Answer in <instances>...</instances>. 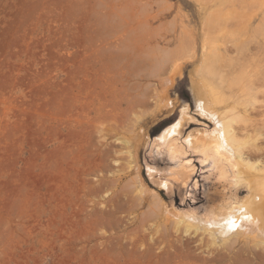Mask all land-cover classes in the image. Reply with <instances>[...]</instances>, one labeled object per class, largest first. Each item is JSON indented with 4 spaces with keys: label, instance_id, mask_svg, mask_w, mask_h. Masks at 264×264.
<instances>
[{
    "label": "rangeland",
    "instance_id": "obj_1",
    "mask_svg": "<svg viewBox=\"0 0 264 264\" xmlns=\"http://www.w3.org/2000/svg\"><path fill=\"white\" fill-rule=\"evenodd\" d=\"M249 5L254 6L251 0H0V264H173L167 255L157 258L150 250L147 254L151 243L156 246L139 219L152 198L146 195L149 198L133 214L129 183L134 169L120 173L119 197L97 193L105 185L99 181L100 169L111 165L108 168L118 171L127 164L124 143L117 138L132 136L129 124L136 118L145 121L144 129L136 131L141 135L142 175L168 205L204 216L247 196L244 185L233 186L229 176L221 179L225 164L212 156L206 161L200 153L183 157L191 160L187 165L193 171L188 185L176 184L168 191L154 184L147 174L149 165L165 172L181 170L183 163L165 151H152L147 142L175 122L185 104L196 120L187 123L184 136L205 124L214 127L196 113L192 79L205 21L210 14L223 16L230 10L234 16L228 27L236 36H227L221 49L250 80L233 107L240 119L239 139L246 157L264 166V9ZM191 39L196 42L194 54ZM174 56L183 63V74L169 85L170 73L166 69L169 75L164 77L155 64L168 57V68ZM136 63L144 66L137 70ZM134 68L141 71L135 74L139 76H133ZM165 89L168 107L160 102ZM111 156L120 161L111 162ZM163 224L176 247L217 260L213 264H264V246L259 251L241 240L230 248L219 242L216 247L199 235L176 233L169 221ZM134 241L141 248L136 249ZM163 246L162 251L167 250Z\"/></svg>",
    "mask_w": 264,
    "mask_h": 264
},
{
    "label": "bare ground",
    "instance_id": "obj_2",
    "mask_svg": "<svg viewBox=\"0 0 264 264\" xmlns=\"http://www.w3.org/2000/svg\"><path fill=\"white\" fill-rule=\"evenodd\" d=\"M244 1L245 0H243V2ZM251 1H252V4L256 8L258 7L259 9H262V10L264 9V0H251ZM249 6L251 7L252 5H249ZM254 6H252V7L254 8ZM251 13H253V12H251ZM250 14H248V16ZM236 15H237V13H236ZM233 16H234V13H233V11H230V10L229 11L226 10V12L223 13V16L221 14H210L208 16L207 20L204 23L201 42H200L201 56L199 58V63L196 65V68H195L196 69L195 70L196 75L192 79L193 97H194V100L196 103V108H197L196 113L200 114L205 119L210 120L214 124V127H209L208 125L205 124V127L202 130L200 129L199 131L194 132V129H193L194 133H190V134H187L186 136H184L183 132L186 128L187 123L191 122V121L193 122V120L195 118L191 113L190 105L189 104L183 105L180 108L179 116H178L177 120L175 122L171 123L170 125H168L167 127H165L164 129H162V131H160V133H158L151 141L147 142L149 148H151L152 151L154 149H156L157 152H159V153L165 151L167 154H170L173 159L182 160L183 164L181 165L182 166L181 170H178L176 168H171L168 171L166 170L165 172H163V171H160L158 168L154 167V165L153 166L149 165L148 169H147V174H148V177L151 179V181L154 184H156L160 187L163 186L168 191L173 190V188L175 187L176 184H179L180 186L185 187L186 185H188V183L192 177L193 171H192L191 166L187 165V163H190L191 160L188 159L185 161L183 159V157H185V155L188 152H192V153H196V154L200 153V154H203L205 156L206 161L210 160V157L212 156L216 159V163L219 161L222 164H225V166H223V168H221V169H225L226 174L225 173L221 174L222 175L221 179H225V181H227L226 180L227 176H229V177H231L230 180H232L231 184H233V186L235 185L236 187L240 188V186L244 185L249 190V192H247L248 193L247 196L244 199H237V200L232 201L228 206H226L224 208V210L210 211L208 214H206L204 216H200L197 213V211H194V210L187 209L184 211H179V210L175 209L173 206L171 207L170 205H168L165 201V198H163L160 190L151 189L149 184L145 181V179L142 175L141 168H140L139 163H138V155H139L138 154V145H139L138 142L140 140L139 137H141V135H139L140 133L137 134L136 131L139 129H142L144 127L143 123L145 122V121L141 120L140 118H136V119L132 118L133 120H130L131 118L130 119L127 118V120L128 119L130 120L129 129H130V133L132 132V136H129V138L128 137L117 138L119 141L124 143V146L126 149V157H124L123 159H124V161L127 162V164L126 163H125V165H124V163L121 164V165H124V168H122L123 166H120L121 168H119L118 171H116L114 169L108 168L111 166L110 165L108 167H103L98 172L99 175L102 174L99 178V181H101L100 183H102L104 181L105 185H103L100 189H98L99 192L97 191V193L101 192V194H104V193L112 192L111 194L113 196L111 195V197H114L118 194L117 193L118 189H116V187L118 186L117 183L119 182L118 177H121L120 173H123L124 171H127V170L130 171L131 169H134V171L131 172V175L132 176L135 175V176L131 178L130 183H129V186L132 189V194H133V198H132L131 203L133 202L132 204H134V207L132 209V207H130V203L128 204V206L132 209V212H133V210L136 206H137V208L142 206V204L144 203V200H146L145 197H148L146 195H150L149 197L152 198L151 200L149 199V201H147V202H149L148 210H147L148 212L144 213V215L142 213L143 218L147 214V216L145 217L146 219H144L145 221L143 220L144 221L143 222L142 221L143 218H141V220L139 219V221L142 222V224L140 222H138V225H140V224L142 225L141 228H143L144 230H148V229L150 230V231L148 230L150 232V238L149 239H150V241H154V245L156 246L154 248V246H152L153 243H151V244L148 243V244H150L151 249L148 247L149 245L146 246V247H148V248H146L148 250L147 254L149 253V250H150V252H154V251L156 252V253L154 252V256L156 255L157 258L167 255L168 256L167 259L170 258V262H173V264H213V263H217V260L211 259V257L209 258L208 256H207L208 258L207 257L205 258V256L203 257L199 254L195 255L196 252L194 254V253L187 252L182 248L176 247L174 245L175 241L172 239H169V237L164 233V230H166V228H165V224H163V222H166V221H169L172 223V229L176 233L180 232L181 234L188 233V234L199 235V236L203 237L204 240L207 241V243H209L210 245L216 246V247H217L218 242H219L220 244L224 245V247L228 246L227 248H230L232 245L237 244L241 240L242 241L246 240L248 243L253 244L254 249L257 248L256 250H259L258 249L259 247L264 246V166H262L261 163H259L260 160L257 162L256 161L254 162L249 158V156L246 157L247 155L245 154L246 151L244 149L245 145L239 139L240 119H238V117L235 113V110L233 109V107L237 101V94L244 92L248 86V83L250 81L249 75L245 71H240L239 67H237L234 64L233 60L227 58L221 49L223 41L227 38V36H229V37H235L236 36V32L231 31L228 27V23L230 20L233 19ZM247 26L248 25H246L245 30H244L245 36L248 33ZM242 37H243V35H242ZM189 43H191V45H190L191 49L190 50L194 54L195 48H196L195 47L196 42L194 39H191V41H189ZM65 47H64V49H65ZM256 49H258V48H256ZM138 50H137V52H139ZM87 52H89V51H87ZM108 53H110V52H108ZM98 54L99 53H97V55ZM83 55H84L83 57H85L86 53ZM103 55L104 54H102V57H103ZM123 55L124 54H122V56ZM106 56H107V53H106ZM124 57L125 56H123V58ZM103 58H105V57H103ZM166 58H168V57H166ZM107 59H109V58H107ZM165 59H162V60L159 59L158 61H156L155 68H157V69L159 68L161 71H164L166 74L164 77H166L167 75H169L168 73H170V75L166 78V82L167 83L171 82V84H172L176 75L182 76V74H183L182 73L183 63H181V60L179 58L176 59V57H175L176 60L171 58V62H169L168 64H170V63H172V64H170V66L168 65L167 66L168 68H166V63L168 62V60L170 61V58L168 60H165ZM172 59L174 61H172ZM102 60H104V59H102ZM117 60L120 61L119 59H117ZM96 61L98 62V60H96ZM133 61H135V60H133ZM154 61H155V57H154ZM98 63H100V62H98ZM111 63H112V61H111ZM143 63L144 62H142L141 64H143ZM103 64L104 63H102V66H103ZM145 65H146V63H145ZM104 66H106V64ZM139 66H140V68H139ZM139 66L137 64V67L139 69H137L136 66H135V68L137 70H140L141 67H143L144 65L143 66L139 65ZM106 67H108V66H106ZM131 67H133V66H131ZM152 67H153V65H152ZM101 68H103V67H101ZM105 68H104V71H106ZM116 68H118V67H116ZM135 68H134V72H135ZM166 69L168 70V73H166L167 72ZM108 70H109V68H108ZM110 71H111V68H110ZM134 72H133V74H134L133 76H137L141 71H137L135 73ZM136 73H138V74L135 75ZM141 74L143 75V73H141ZM120 76H121V74H120ZM127 76L128 75H126V77ZM147 77H148V75H147ZM101 78H103V77H101ZM122 78H123V76H122ZM162 78L163 77H161V79ZM125 81H126V78H125ZM117 82H119V81H117ZM168 84L170 85V83H168ZM169 85H167L166 87L169 88ZM129 88H131V87H129ZM162 88H163V86H162ZM168 88H167V90H168ZM170 88H171V86H170ZM167 90L165 92L163 91L164 93H162V95L160 96L161 97L160 102L166 103V105H164L166 107H168L169 103H170V97H169V93ZM130 93H131V91H130ZM130 93H129V95H132ZM134 97H135V95H134ZM138 98H140V95L138 96ZM142 98H144V97H142ZM124 99H125V97H124ZM126 100H127V98H126ZM137 101H138V99H137ZM157 101H156V103H157ZM144 102H145V100H144ZM154 103H155V101H154ZM120 104H122V102ZM145 104H146V102H145ZM89 105H91V104H89ZM102 105H104L103 101H102ZM112 105H113V103H112ZM116 105H119V104H116ZM134 105H135V103H134ZM128 107H130V106H128ZM172 107H174V106H172ZM95 109H94V111H95ZM164 109H166V108H164ZM113 110H114V108H113ZM126 110H128V109H126ZM132 111H131V113H132ZM139 112L140 111L138 110V113ZM127 113H128V111H127ZM110 114H111V112H110ZM142 114H144V113H141V115ZM114 115H115V113H114ZM141 115H140V117H141ZM111 117L112 116L110 115V118ZM121 117H122V115H121ZM129 117H130V115H129ZM105 118H107V117L105 116ZM111 119H113V118H111ZM117 120H119V119H117ZM127 120H126V122H127ZM115 122H118V121H115ZM100 123H101V121H100ZM122 123H123V121H122ZM198 123H199V121H198ZM117 124L120 125L119 123H117ZM117 127H119V126H117ZM129 129H127V130H129ZM118 131H119V129H118ZM144 132L145 131H143V133ZM145 134H146V132H145ZM139 147H141V145ZM109 159H110V157H109ZM109 159L105 158V161H107ZM102 161H104V159ZM119 161H120V159L117 158L116 156H113V157L111 156V162H119ZM121 161H123V160H121ZM226 166H228L230 168L229 169L230 172H228V169H226ZM109 174H111L112 176H110ZM218 180L220 181V178ZM222 181H224V180H222ZM98 182H96V183H98ZM195 185L196 186L198 185V181H196ZM122 191H123L122 189L119 190V192H122ZM110 199H111L110 201L113 202L114 201L113 199H115V198H110ZM112 202H110V203H112ZM136 209L134 211H136ZM133 214H134V212H133ZM146 221L150 225V227L148 226V228L146 227L147 226ZM135 229H138V227H136ZM142 230L140 229V230H137V231L134 230V231H136V232L139 231V233H140ZM131 233L133 234V232H131ZM158 233L161 234V235H159L160 237L158 236L159 237L158 238L156 236L158 239H156V238L154 239L155 234H158ZM133 235H135V234H133ZM139 235H141V234H139ZM144 235H148V234H144ZM143 237H145V236H143ZM143 237L141 239H143ZM130 239H131V236H130ZM139 239H137L136 241H138ZM140 240H139V242H140ZM144 240L145 239H143V242H144ZM130 242L128 240V243H130ZM132 242H133V240H132ZM139 242H138V245H139ZM145 242H146V240H145ZM135 243H137V242L134 241V243H133L134 247L136 248L138 245L135 246L136 245ZM133 244H132V246H133ZM163 245H165L167 248L164 247ZM162 246H163V248H166L167 250L164 249L165 251H162L163 250ZM139 247L141 248L140 245H139ZM142 247H143V245H142ZM140 248H139V250H140ZM135 251L138 252L137 250H135ZM140 251L138 252V254H140ZM262 252H264V251H262ZM150 257H151V255H150ZM152 257H153V254H152ZM163 258H165L164 260L166 263V261H167L166 257H163ZM161 260H163V259L161 258L160 261ZM162 262L164 263V261H162ZM246 263L240 262V264H246Z\"/></svg>",
    "mask_w": 264,
    "mask_h": 264
}]
</instances>
